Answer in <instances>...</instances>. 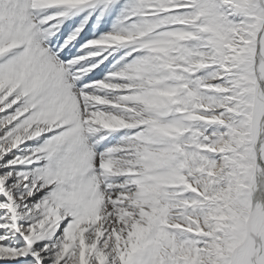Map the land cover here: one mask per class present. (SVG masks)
<instances>
[{
    "label": "snow or ice",
    "instance_id": "1",
    "mask_svg": "<svg viewBox=\"0 0 264 264\" xmlns=\"http://www.w3.org/2000/svg\"><path fill=\"white\" fill-rule=\"evenodd\" d=\"M264 0H0V264H230L264 201ZM264 264V249L254 257Z\"/></svg>",
    "mask_w": 264,
    "mask_h": 264
},
{
    "label": "bare ground",
    "instance_id": "2",
    "mask_svg": "<svg viewBox=\"0 0 264 264\" xmlns=\"http://www.w3.org/2000/svg\"><path fill=\"white\" fill-rule=\"evenodd\" d=\"M261 21H264V16H258L257 22ZM245 79L246 87L241 90L240 102L244 106L245 123L254 127L264 117V94L259 91L254 79ZM243 180L248 181L245 185L249 188L234 209L235 229L229 251L232 257L230 264H256L254 257L264 249V201L258 199L253 203L251 190L255 181L249 171L244 174Z\"/></svg>",
    "mask_w": 264,
    "mask_h": 264
},
{
    "label": "rangeland",
    "instance_id": "3",
    "mask_svg": "<svg viewBox=\"0 0 264 264\" xmlns=\"http://www.w3.org/2000/svg\"><path fill=\"white\" fill-rule=\"evenodd\" d=\"M251 161H249V162H247L246 164H245V168H246V170H245V173H247L248 171H249V174H251L252 175V173H251V171H250V169H251V167H252V162L250 163ZM252 179V178H251ZM254 180V179H253ZM242 187L243 188H245L246 190H248V186H246L245 184H243V181H242ZM247 192V191H246Z\"/></svg>",
    "mask_w": 264,
    "mask_h": 264
}]
</instances>
